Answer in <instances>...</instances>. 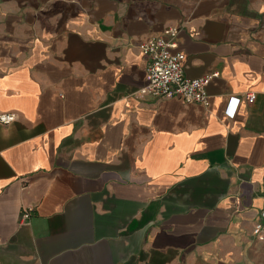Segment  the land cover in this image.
I'll list each match as a JSON object with an SVG mask.
<instances>
[{"label":"crops","instance_id":"crops-1","mask_svg":"<svg viewBox=\"0 0 264 264\" xmlns=\"http://www.w3.org/2000/svg\"><path fill=\"white\" fill-rule=\"evenodd\" d=\"M0 112V264H264V0H0Z\"/></svg>","mask_w":264,"mask_h":264},{"label":"built area","instance_id":"built-area-1","mask_svg":"<svg viewBox=\"0 0 264 264\" xmlns=\"http://www.w3.org/2000/svg\"><path fill=\"white\" fill-rule=\"evenodd\" d=\"M177 27L167 28L162 35L150 37L141 43V51L150 58L147 68V83L142 87V93L160 97H179L185 102H199L210 105V96L207 85L218 73H211L198 78L187 77L184 70L185 55L182 52H174ZM250 103L255 100L254 93H248L245 97ZM234 99V98H233ZM235 103L240 99H234ZM16 119L12 112H0V123L8 124ZM264 218V211L261 212ZM31 210L25 209L22 220L28 222ZM264 231V223L257 222L254 227L256 235L261 236Z\"/></svg>","mask_w":264,"mask_h":264}]
</instances>
